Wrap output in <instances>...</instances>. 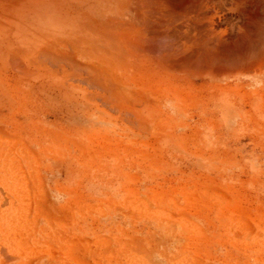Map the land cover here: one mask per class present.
I'll return each instance as SVG.
<instances>
[{
  "label": "rangeland",
  "instance_id": "rangeland-1",
  "mask_svg": "<svg viewBox=\"0 0 264 264\" xmlns=\"http://www.w3.org/2000/svg\"><path fill=\"white\" fill-rule=\"evenodd\" d=\"M263 4L233 11L238 53L262 33ZM36 56L0 55V264H264V86L191 87L186 113L133 125Z\"/></svg>",
  "mask_w": 264,
  "mask_h": 264
},
{
  "label": "bare ground",
  "instance_id": "bare-ground-1",
  "mask_svg": "<svg viewBox=\"0 0 264 264\" xmlns=\"http://www.w3.org/2000/svg\"><path fill=\"white\" fill-rule=\"evenodd\" d=\"M246 1L0 0V10L11 8L14 14L12 27L0 25V52L10 44L16 46L9 49L13 61L18 52L44 57L40 66L44 70H50L48 62L55 66L63 90L73 91L105 114L108 107L125 112L133 125H139L147 115L161 116V107L165 111L167 105L186 113L187 102L194 97L191 87L205 88L217 97V91L231 82H246L255 92L264 86V74L258 72L264 68V29L258 38L252 37L249 54L245 49L243 55L228 28L234 27L233 11L242 10ZM30 18L35 26L28 27ZM257 57L262 58L259 68L253 64L243 68V60ZM239 70L252 73L232 75Z\"/></svg>",
  "mask_w": 264,
  "mask_h": 264
},
{
  "label": "crops",
  "instance_id": "crops-1",
  "mask_svg": "<svg viewBox=\"0 0 264 264\" xmlns=\"http://www.w3.org/2000/svg\"><path fill=\"white\" fill-rule=\"evenodd\" d=\"M9 49L11 50V49H14V48H13L12 45L10 46V44H9L8 49L1 51V52H0V55L3 54L4 56H7L8 60H10V64H11V63H12L11 60L14 58V57H13L14 53L12 54V53L10 52ZM19 53H21V52H18V54H19ZM24 54H25V53H24ZM10 56H12L13 58L10 57ZM6 64H7V62H6Z\"/></svg>",
  "mask_w": 264,
  "mask_h": 264
}]
</instances>
